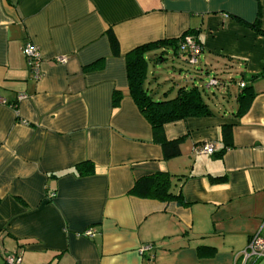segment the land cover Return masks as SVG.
<instances>
[{"label": "crops", "instance_id": "0c3cea01", "mask_svg": "<svg viewBox=\"0 0 264 264\" xmlns=\"http://www.w3.org/2000/svg\"><path fill=\"white\" fill-rule=\"evenodd\" d=\"M257 17L264 30V0H0V264L11 253L20 264H243L249 238L264 236ZM185 35L201 45L195 79L224 81L226 92L213 116L163 126L165 138H181V153L165 158L128 93L124 55ZM26 43L40 52L38 80L21 52ZM241 82L254 95L234 116L220 101L234 100ZM115 90L121 97L113 106ZM223 127L230 134L224 149ZM205 144L213 153L195 151ZM84 161L94 173L74 174ZM155 172L174 176L184 204L129 193L136 179ZM89 227L95 234L83 236ZM197 246L212 250L199 255Z\"/></svg>", "mask_w": 264, "mask_h": 264}, {"label": "trees", "instance_id": "16d2710c", "mask_svg": "<svg viewBox=\"0 0 264 264\" xmlns=\"http://www.w3.org/2000/svg\"><path fill=\"white\" fill-rule=\"evenodd\" d=\"M258 23H260L259 17L251 24V28L257 33L264 35V30L261 29ZM186 34L191 33L187 32ZM107 36L112 54L119 55L117 41L110 30L107 31ZM182 38L183 36L179 39H164L143 44L133 48L124 55L128 93L139 112L149 123L153 140L161 146L165 158L176 157L181 153V138L168 140L164 136L163 126L166 123L188 117L213 116L215 114L214 109H216L214 107L217 101L216 97L218 98V96L213 92H211L213 95L210 96L207 92H204L205 88L209 89L211 86L217 89L219 88L218 90L221 92L220 95L226 92V89H221L219 86L223 85L225 82L219 81L218 79L215 80L213 77L216 85L206 83L207 85L204 84L199 86L194 81V78H190L188 82L179 83L176 89L174 86H169L167 90L163 91L162 97L157 94L158 88H154L153 85H159L160 83L157 77L156 79L153 77L152 79L154 81L150 83L151 81L148 77L149 62L151 60L153 61V59L156 60V62L161 61V59H163V54L171 50L173 55L181 57L182 62L192 64L189 62L188 53L179 50V44ZM197 62L198 61L194 64H197ZM197 71H199V69H197ZM243 85V87L239 86L240 90L234 96L236 102V107L233 108L232 112L234 116H240L247 110L253 98L252 96L254 95L251 85ZM120 97L121 92L115 90L112 94L113 106L118 104ZM228 129V127L222 128L223 149L230 145V134ZM223 149H221L219 153H221ZM71 171L78 176L91 175L94 173V164L91 161H84L75 165ZM68 172L69 171H64L61 174H66ZM176 177L177 180L184 181L188 176L177 175ZM173 178L174 176L167 172H155L142 176L134 181L129 193L139 198L155 199L162 202L173 200L179 204H184L182 195L174 189L175 181ZM211 250L212 247L197 246L199 255H205Z\"/></svg>", "mask_w": 264, "mask_h": 264}, {"label": "built area", "instance_id": "2783aa9c", "mask_svg": "<svg viewBox=\"0 0 264 264\" xmlns=\"http://www.w3.org/2000/svg\"><path fill=\"white\" fill-rule=\"evenodd\" d=\"M179 50L187 52L189 62L194 64L196 63L198 54L201 51V46L194 37L185 35L179 44ZM21 52L30 65L33 78L38 80L41 77V56L38 48L31 43H26ZM55 61L62 64L66 62V58L64 56H57L55 57ZM209 84L216 85V82L214 79H211ZM243 84L244 83L241 82L238 85L243 87ZM195 151L197 153L211 154L213 153V146L211 144H205L197 148ZM51 196H53V194ZM94 234L95 232L91 227L86 228L82 232V235L87 237L93 236ZM151 247V245L144 246L140 249V252L150 250ZM240 255L242 256L243 264H255L258 259L264 258V236L259 235V233L253 234L247 241V246L242 250ZM20 262L21 257L16 253L5 255L4 264H20Z\"/></svg>", "mask_w": 264, "mask_h": 264}, {"label": "rangeland", "instance_id": "374dc122", "mask_svg": "<svg viewBox=\"0 0 264 264\" xmlns=\"http://www.w3.org/2000/svg\"><path fill=\"white\" fill-rule=\"evenodd\" d=\"M201 64L197 63V64H187L185 62H182V60L180 59H176L174 58V56L172 55L171 52H169L165 59L163 60V62L161 63H157L154 64L152 62V60L149 62V77H152V73H155V75L158 78L159 81V85L154 84V88H158L157 90V94L162 97L163 91L167 90L169 86H174V88L176 89V87L179 85V83H183V82H188L190 80V78H194V81L196 82V84L200 85H204V84H209L210 80H209V76L206 75H202L200 78L201 79H195L196 77H198L199 73L197 71L198 68H200ZM173 67H176V69H173ZM181 68V75H179L178 70ZM222 75V74H221ZM184 76L186 78H184ZM165 77H168V81H164ZM234 79L238 80L240 77L238 75H233ZM219 78V77H218ZM206 84V85H207ZM230 89V94L232 93V91L237 90V87H229ZM219 89V88H218ZM216 87L211 86L209 89L204 90V92H207L210 96H212L213 94L211 92H213L216 96H218L219 100H221V96L220 95V90H218ZM206 94V93H205ZM173 95V94H171ZM224 104V106L226 107L225 109H232L235 108V100L229 99L226 100L224 99V101H220Z\"/></svg>", "mask_w": 264, "mask_h": 264}]
</instances>
